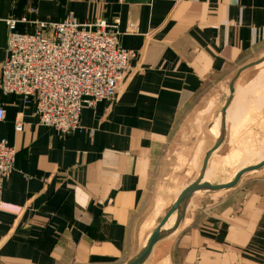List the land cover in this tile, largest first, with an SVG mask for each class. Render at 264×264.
I'll list each match as a JSON object with an SVG mask.
<instances>
[{"label":"crops","instance_id":"obj_1","mask_svg":"<svg viewBox=\"0 0 264 264\" xmlns=\"http://www.w3.org/2000/svg\"><path fill=\"white\" fill-rule=\"evenodd\" d=\"M70 16L118 23L121 46L136 58L115 99L85 109L68 135L40 125L34 104L0 88V140L17 151L0 207V264L137 258L197 181L204 160L197 169L196 151L217 142L213 128L237 72L264 57V0H0V63L7 19ZM130 23L136 33L126 32ZM17 31L35 26L21 22ZM261 86L255 67L240 74L225 133ZM247 174L233 188L193 194L143 264H264V167ZM177 219L176 211L161 232Z\"/></svg>","mask_w":264,"mask_h":264},{"label":"built area","instance_id":"obj_2","mask_svg":"<svg viewBox=\"0 0 264 264\" xmlns=\"http://www.w3.org/2000/svg\"><path fill=\"white\" fill-rule=\"evenodd\" d=\"M35 26L33 33L17 31L18 23ZM7 58L0 63V88L5 95L35 105L42 126L68 135L81 128L85 109L113 101L136 52L121 46L118 23H82L73 16L62 22L6 20ZM127 33H136L130 23ZM6 109L0 108V122ZM23 123L15 126L22 132ZM16 149L0 140V207L4 183L15 170Z\"/></svg>","mask_w":264,"mask_h":264},{"label":"rangeland","instance_id":"obj_3","mask_svg":"<svg viewBox=\"0 0 264 264\" xmlns=\"http://www.w3.org/2000/svg\"><path fill=\"white\" fill-rule=\"evenodd\" d=\"M255 71L258 72V78L261 79L263 86H261L260 92L257 93L250 105L248 103L246 107L241 105L236 113L230 116V123L228 131L225 133L224 143L211 156L212 159L210 158L209 160L210 164L208 163L204 181L212 184L229 183L242 169L257 165L264 160V62L255 66ZM221 118H223L222 114L218 116V120L220 121ZM213 129L217 141H219L224 134L223 119ZM200 145L198 143L197 146L200 147ZM202 145H204V142ZM205 150L206 148L203 151L202 149L196 151L202 154L200 158V155L197 153L198 156L195 160L197 169L200 168L203 160H205ZM187 151H195V149ZM199 172L192 173L188 171V175L195 176ZM250 175L252 174H245L242 179Z\"/></svg>","mask_w":264,"mask_h":264},{"label":"water","instance_id":"obj_4","mask_svg":"<svg viewBox=\"0 0 264 264\" xmlns=\"http://www.w3.org/2000/svg\"><path fill=\"white\" fill-rule=\"evenodd\" d=\"M262 62H264V57L259 59L256 62H253L249 65H246L245 67H243L242 69H240L235 78L233 79V81L230 84V88H229V99L226 103L225 108L222 111V119H223V126H224V134L222 136V138L216 142V144L214 145V147L206 154L204 163H203V167L201 170V173L197 179V181L191 185L188 189H186L181 196L179 197V199L177 200V202L175 203V205L172 207V209L166 214L165 218L163 219L160 227H158L156 229V231L154 232V234L152 235L150 241L148 242L146 248L140 253V255L135 258L133 261L127 263V264H143L146 259L149 257L153 246L160 240L162 239L164 236H167L168 234H170L171 232H173L177 226L179 225V223L182 221V219L184 218V212H185V206L188 203V201L190 200V198L192 197L193 194H195L196 192H200V191H220V190H225V189H230L235 187L240 180L242 179V177L250 172H254L257 171L259 169H261L262 167H264V160L254 166L251 167H247L245 169H242L241 171H239L234 179L232 181H230L229 183H225V184H212L210 182L204 181L205 180V174L207 171V167H208V163L209 160L211 158V156L222 146V144L224 143V138H225V121H226V111L228 109V107L230 106L232 99H233V94H234V85L236 83V81L238 80V78L240 77V74L248 69V68H252L255 66L260 65ZM178 212V219L176 222L175 227L173 228L172 231H168V232H161L162 227L167 223V221L169 220V218L172 216V214L174 212Z\"/></svg>","mask_w":264,"mask_h":264}]
</instances>
